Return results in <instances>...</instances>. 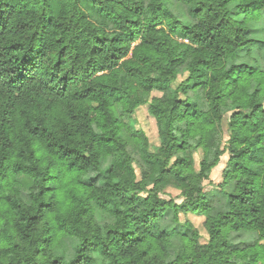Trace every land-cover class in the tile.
I'll return each instance as SVG.
<instances>
[{
	"label": "trees",
	"instance_id": "trees-1",
	"mask_svg": "<svg viewBox=\"0 0 264 264\" xmlns=\"http://www.w3.org/2000/svg\"><path fill=\"white\" fill-rule=\"evenodd\" d=\"M258 7L254 0H0V264H156L155 249L167 250L173 230L145 236L137 234L133 222L159 223L167 210L175 223L181 213L203 216L208 236L201 243L197 229L180 234L186 243L167 264H264L260 236L244 247L225 238L228 231L244 227L233 223L232 216H264V189L256 186L264 165V70L235 63L215 71L222 58L238 57L245 49L235 52L241 33L248 37L244 44L251 41V29L230 31L233 19ZM201 15L212 18L206 28L202 20L185 22V16ZM197 27L203 30L194 31ZM182 73L188 77L174 88ZM52 81L60 87L50 86ZM210 85L213 112L217 101L232 99L224 144L226 112L214 127L199 93L188 97ZM225 89H231L226 97ZM145 104L156 122L155 148L170 144L183 149L189 140L197 149L217 145L207 167L203 150L198 169L194 155L173 161L184 169L193 167L200 177L190 196L167 176L175 172L184 183L193 173L158 163L142 131L135 129L121 142L120 126L134 128L132 114ZM185 116L202 126L186 121L180 139L170 129L180 132L176 120ZM92 124L99 154L89 167L99 173L101 162L110 159L100 184L56 170L59 160L77 153L87 160L89 145L82 141ZM77 136L81 142L74 140ZM225 153L223 183L237 174L243 179L227 195L235 211L212 216L203 181ZM21 176L31 180L28 201L20 196ZM53 180L62 187L52 185ZM168 188L179 191L181 202L167 194ZM86 190L95 193L94 201L86 198ZM113 218H120L117 226L108 227ZM64 237L78 243L71 260L56 254ZM106 238L115 241L111 248Z\"/></svg>",
	"mask_w": 264,
	"mask_h": 264
},
{
	"label": "clouds",
	"instance_id": "clouds-1",
	"mask_svg": "<svg viewBox=\"0 0 264 264\" xmlns=\"http://www.w3.org/2000/svg\"><path fill=\"white\" fill-rule=\"evenodd\" d=\"M254 4L259 5V7L256 8L255 11H253L252 9H249L248 12L242 13L238 17H235L232 21L230 31L234 32L237 27H241V26L246 29L258 30L256 32V39L264 41V0H254ZM184 11H187L186 6L184 8ZM184 19L186 23H189V25L196 24L197 20H202L205 28L208 24L213 22L210 16L204 17L203 15H201L200 17H197L196 19H191L190 16H185ZM202 30L203 28L197 27L194 31H202ZM246 39H248V37L244 33H241V41L238 42V46L235 49V52L237 53L239 52V47L247 48L250 45L252 46V51L247 55L240 54L239 59H242L245 63L249 65H253L254 67H257L258 69L264 70V47L252 45V41H249L248 44H244L243 40H246ZM257 48H259V50H257ZM237 62H238V59L235 55L230 59L222 58L220 65L216 67L215 71L219 73L223 70L225 65H231ZM236 74L238 75L239 73H236ZM260 78L264 79V72L260 73ZM173 83L175 82L173 81ZM219 83H221V81L217 80V84ZM50 86H55L56 88L60 87V85L57 84L56 81H52ZM180 87H183V85H181ZM175 91L177 95L180 94L178 88L175 89ZM229 91H231V89H225V92H224L225 97H226L227 92ZM198 93H199V98H201L205 102L204 104H202V107L206 109V112L204 114H207L209 116V119L214 121L213 126L215 127V125H218L220 123L218 117L221 116L224 112L228 111V108L232 104V99L224 98L221 101H217L216 104L219 105V107L216 109L215 112H213L212 97L214 95V92H213L211 85L208 89H205V91L202 93L199 91V89L189 92L188 97L190 99L197 98ZM177 111H183L182 107L178 108ZM92 115L95 116L96 113H92ZM120 119L124 120L125 117L122 116L120 117ZM186 121H188V123L190 124H196L198 126H202L199 124V122L192 121L187 116H185L184 119L176 120V123L182 126L181 131L176 132L174 128H172L170 129L171 134L176 135L180 139H184L185 138L184 132H185V128L187 127ZM83 124H87V121H83ZM96 131H97L96 125L92 124L91 128L85 129V132H84V139L82 142L89 145V148L84 150V156L87 157V160H85L83 156L77 153L71 159L62 158L61 160L57 162L56 170L60 172L62 176H67L75 172L76 179L85 180L88 177L95 175L93 168L89 167L88 162L92 161L93 167H94L95 158L99 154L97 152V147H96L97 138L93 137V133H95ZM119 131L123 133V139L121 141L123 143L124 140L128 139V134L135 132V128H130L127 125L122 124L120 126ZM74 140L76 142H81L78 136L74 137ZM173 143H175V141ZM149 150L155 153L154 158H158V163H160L162 166L176 169L177 171L183 173L184 175H187L189 172L193 173V175L189 177V179L184 183L180 182L179 177L176 175L175 172L167 176L168 181L170 183L178 185L183 190L185 196L187 197L192 194L194 185L198 184L200 177H198L195 174L193 167L190 166L189 168L184 169L181 166L174 164L173 161H175L177 158H184L186 161L190 160L194 152L203 150L205 159L207 161L205 167H207L211 165L212 161L214 160L213 154L217 152V145L213 143L205 147L202 144L201 148L197 149L196 145L192 142V140H189V143L185 145L183 149H176L172 145L166 144L164 147L159 148V149L155 148L154 145L150 146ZM69 165L73 166L72 169L69 168ZM242 179L243 177L237 174L234 180H229L228 184L224 185L222 189L217 190V194L214 197L215 202L212 205V211L210 213L212 216H216L217 214L223 215L226 213L231 214L232 212L235 211L234 208L229 207L228 205L227 194L237 190L235 188L236 181L242 180ZM50 183L56 187H62V185L58 184L56 180H53ZM256 186L261 189H264V165H261V174L257 180ZM210 187H214V186L210 185ZM131 191H136L137 194H139L138 188H131L130 192ZM153 191L155 192L157 191V189H153ZM72 195L74 197L75 194H72ZM84 195L90 202L94 201L96 198L95 193L91 191L86 190ZM51 197L53 200H55L57 198L56 193L53 192L51 194ZM133 215L139 216L140 212L134 211ZM231 218H232L233 223H237L238 225L242 224L244 225V227H239L238 230H230L227 232L225 238L228 239L230 243L239 244L242 241L253 239V236L251 235V233H255L256 236L261 237L258 241V247L261 249H264V235H261V232L264 231V216H262L260 220H256L254 216L239 217V218H237L236 216H232ZM119 219L120 218L111 219L107 226L108 227L117 226ZM248 219L253 220V225L251 226L247 225ZM170 221H171V218H169V220L156 223L149 219L147 222H142L140 220H137V221H134L133 224L136 228L139 229V232L137 234L143 233L145 236H148L149 233H154L158 235L159 234L158 229L169 226ZM95 225H96L95 220H92L90 227L94 229ZM150 241H151V237H149V242ZM104 243L108 244V246L111 248L115 244V241L111 240V238H106L104 240ZM184 243L186 242L180 241V240L175 241L172 245L171 251L165 250L164 252H161L159 248H156L155 249V253L157 255L156 264H161L162 261L164 262V264H167L168 261H175L177 252L179 251V246ZM197 250L199 251V249ZM116 255L118 256V253ZM165 257L167 259H165ZM229 259L231 258L229 257Z\"/></svg>",
	"mask_w": 264,
	"mask_h": 264
},
{
	"label": "rangeland",
	"instance_id": "rangeland-1",
	"mask_svg": "<svg viewBox=\"0 0 264 264\" xmlns=\"http://www.w3.org/2000/svg\"><path fill=\"white\" fill-rule=\"evenodd\" d=\"M258 30H252L251 33L249 34L250 39L252 41V45H256L259 47H264V41L256 39V32ZM259 50V48H257ZM252 51V46L250 45L249 47L245 48L244 50L240 51L238 54V62L237 64H247L245 63L242 59H239L240 54L247 55ZM249 65V64H247ZM253 66V65H251ZM188 75L185 73L183 75H180L178 77V80L173 84L174 88L178 87L182 81H184ZM152 95L154 96H159L161 95L158 92H153ZM230 115V112H226L224 114V119H223V137H222V142L223 144L227 140V128L225 125V122ZM132 119L134 121L133 125L134 128L138 131H142L145 136L148 139L149 142V148L150 146H158L159 145V139L157 136V127H156V122L154 118L148 113V104L139 106L134 113L132 114ZM194 164L196 169L199 167V163L202 159V152L201 151H196L194 152ZM229 154L225 153L224 155L221 156L219 164L211 171V174L209 176L208 180L203 181V185L205 186V193L207 199L210 201L211 206L215 202L214 197L217 194L218 189H222L224 185L228 183H223V170L226 166V163L228 161ZM110 166V159L105 158L101 162V170L99 173H95V175L90 176L87 178V180H93L96 184H100L102 177L104 176L106 170ZM20 181V196L24 201H28V195H29V187L31 185V180L28 177L21 176L19 178ZM210 185L214 187H210ZM167 194L176 199V202H181V199L178 197L179 191H177L174 188H168L166 190ZM228 195V194H227ZM171 218L170 224L167 227L161 228V230H173L174 232V237L170 240V244L167 247L168 251H171L172 245L175 241L180 240L179 235L182 233L185 234H190L192 232V229H197L198 232L200 233L199 240L201 243L206 242L208 236L207 233L203 227V221L204 217L203 216H198L195 214L187 213V214H179V221L178 223H175L173 221V212L171 210H167L165 212L164 217L162 218V221L169 220ZM186 221H189L192 224V227H185L184 225L186 224ZM159 222V223H160ZM174 225V226H173ZM253 236V239L247 240V241H242L239 244H233L237 247H244L247 244H251L253 241H255L258 236L255 235V233H251ZM60 245L59 248L56 250V254L59 256H64L66 259L71 260L74 257L75 250L77 247V241L73 238L70 237H64L59 241ZM182 251V244L179 246V251L177 252L178 256Z\"/></svg>",
	"mask_w": 264,
	"mask_h": 264
}]
</instances>
